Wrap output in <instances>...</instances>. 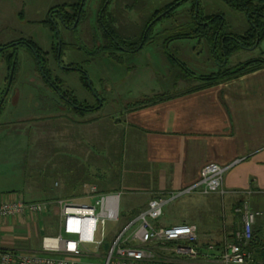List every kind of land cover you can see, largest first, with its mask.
<instances>
[{"label": "rangeland", "instance_id": "374dc122", "mask_svg": "<svg viewBox=\"0 0 264 264\" xmlns=\"http://www.w3.org/2000/svg\"><path fill=\"white\" fill-rule=\"evenodd\" d=\"M74 1L76 0H0V47L2 44L6 45L10 42L16 44L0 52V96L3 90L9 86L7 81L8 63L4 57L15 47L18 59L17 71L11 85V94L5 101L4 112L0 113V133L2 134L0 135V188L5 189L3 190L5 193L0 194L10 198L14 195L12 192L14 189L15 193L21 191L27 198L51 202L48 210L50 225L44 220L39 222L38 236L33 238L35 246L40 244L43 235L57 234L58 232L59 206L56 199L64 197L74 201L86 200L85 198H74L70 196L69 192L78 189L81 181H88V174L94 178L98 170L102 171L103 177L106 174L105 178L109 181H107L108 183L102 182L106 189L116 187L121 178L132 175V168L126 166L123 160L124 155L122 156L124 123L118 121V117H122L121 112H124L129 104L160 94L168 95L183 91L199 83V80L195 78L186 81L179 80L175 83L178 70L170 67L167 58L161 51V44H156L146 47L137 56L136 61L139 66L135 77L133 75L128 84L120 85L118 81L111 79L107 74L108 70H106V74L102 73L110 78H106L104 82L107 89L110 90L109 94H105L100 82L104 76L100 73L99 66L104 67V63L98 62L95 67L97 70L93 69L90 74L91 85L94 87V90H91L90 87L84 85L78 71L64 69L66 64L70 63L69 55L64 54L59 61L56 59L52 45L57 44V39L53 35V30L42 24L48 17L52 19L50 16L52 8ZM169 1L171 0H137V5L133 10H128L126 16L129 19L138 20L141 8L143 10L141 12L147 15ZM125 2L126 0H123L121 4L124 6ZM98 3L99 0H92L91 4H95V6H91L90 9H96ZM201 3L209 13H223L228 28L231 30L239 31L247 25L245 15L232 9L222 0H201ZM186 6H189V3L179 10L181 11ZM55 10L57 11V9ZM92 12L94 13L96 10ZM183 13L184 11L176 19L161 21L155 31L159 32L165 28L183 24L185 21L182 17ZM96 18L93 14V29L100 34ZM85 21H88V16ZM80 31L85 35L83 26L80 27ZM61 32L64 37L65 31L61 29ZM69 32L73 38L72 41L82 44L76 32ZM21 37L32 38L39 43L41 55L49 57L53 75L64 78L63 83H58L63 90L72 91L80 102L88 98V103L96 104L97 100H100L103 107L97 112H89L85 115L67 108L41 77L34 64L31 51L25 44L18 43ZM180 44L184 45V43H171V52L185 63L195 75H207L217 70V64L213 61L210 47L205 40L194 46L195 43H187L184 47ZM193 47L195 48L193 49ZM157 57L161 59L159 65ZM256 57H264V40L259 46L243 48L234 53L229 58V65ZM107 69L110 67L108 66ZM115 71L118 75L119 68ZM95 92L100 96L96 98ZM10 134H14V137L7 138V135ZM23 155L24 163L18 164L15 158L18 156L23 160ZM96 178L103 181L100 175H96ZM137 192L131 189V191L122 194L121 217L118 221L107 222L108 237H115L122 232L131 222L127 223L128 216L133 212L140 211V205L148 194ZM188 196L190 195L186 193L180 198H173L172 201H169L164 207L163 216L154 222L160 226L187 221L184 220V217L190 218L192 210L181 201ZM253 205L251 204L252 209L260 211L256 223L257 225L262 224L257 232L253 251L257 258L264 260V245L262 243L264 241V202L259 204L261 208ZM226 209L229 211L227 203L219 201L218 206L214 205V212L208 215L207 221H220L219 219L224 215L223 212ZM228 230L231 233L230 227ZM229 236L233 237L231 234ZM90 249L95 250L93 246H90ZM105 251L102 248L101 255L90 254L86 255V258L90 264H102L106 261L107 252L105 253ZM95 252L97 251L95 250Z\"/></svg>", "mask_w": 264, "mask_h": 264}, {"label": "crops", "instance_id": "0c3cea01", "mask_svg": "<svg viewBox=\"0 0 264 264\" xmlns=\"http://www.w3.org/2000/svg\"><path fill=\"white\" fill-rule=\"evenodd\" d=\"M199 42L190 39L174 41L184 43L180 44L183 47L187 43H195L194 46ZM157 59L159 65L161 59ZM109 67L108 76L119 80V73L117 75L115 71L118 68L112 64ZM128 77L130 74H126ZM183 91L136 109H128L129 104L121 112L123 118L118 117V121L124 123L122 156L133 173L121 178L116 188L123 193L133 189L148 194L140 205L141 211L153 197L178 194L194 185L201 178L205 164L215 162L227 166L224 194L191 192L181 201L192 210L190 218L184 217L187 220L184 222L196 226L197 247L208 251L209 244L213 243L221 249L232 239L229 235L240 223L241 216L237 207L233 210L234 204L242 200L250 207L256 203L258 205L253 206L261 208L259 204L264 202V67L227 82ZM10 137L14 134L7 135ZM15 159L18 164L24 163V155L23 160L18 156ZM96 175L99 173H95V178L90 175L88 182L81 181L83 184L71 190L70 196L84 199L89 184H102ZM3 190L0 188V193H5ZM12 192L14 197H21V191L15 193L13 189ZM24 199L38 200L26 196ZM219 201L226 202L229 211L224 210L218 222L207 221ZM48 215V211L27 212L1 218L0 249L39 251L44 235L38 246L34 245L33 238L38 236L39 222L44 220L50 225ZM102 248L94 247L95 252L89 247V253L82 257L83 264H90L86 255L99 256ZM104 249L106 253L105 245ZM157 255L170 261H189L186 256L174 252L171 244L157 250Z\"/></svg>", "mask_w": 264, "mask_h": 264}, {"label": "built area", "instance_id": "2783aa9c", "mask_svg": "<svg viewBox=\"0 0 264 264\" xmlns=\"http://www.w3.org/2000/svg\"><path fill=\"white\" fill-rule=\"evenodd\" d=\"M227 166L211 162L203 166L201 178L178 194L153 197L146 208L127 224L126 228L108 242L107 222L121 217L120 190L100 192L96 184L87 186L85 201L68 198L56 200L59 206L58 232L42 238L39 251L17 252L0 249V264H83L82 257L89 247L99 249L109 243L106 261L102 264H264L257 262L249 249L253 227L260 211L243 203L236 208L241 219L238 229L223 248L215 244L203 251L195 244L196 226L187 222L158 226L165 205L173 198L186 193H225L224 174ZM51 202L26 200L22 197H4L0 194V219L24 213H44ZM171 244L174 252L189 261L179 262L160 259L157 250Z\"/></svg>", "mask_w": 264, "mask_h": 264}, {"label": "trees", "instance_id": "16d2710c", "mask_svg": "<svg viewBox=\"0 0 264 264\" xmlns=\"http://www.w3.org/2000/svg\"><path fill=\"white\" fill-rule=\"evenodd\" d=\"M113 0H102L101 10L99 11V20L102 24L103 36L105 41L103 44L96 46L95 55L101 56L106 54L112 60V63H126V57L124 56V52L129 53H140L147 44H161L163 55L167 58L168 63L172 69H177L176 74V82L179 80H189L190 78H195L199 80V83L192 85L187 90L183 91H194L197 89H201L203 87L219 84L222 82H227L238 78L247 73L256 71L262 67H264V57H256L251 58L242 62H239L235 65H229V58L236 52L241 49H247L254 45L259 46L264 40V0H222L225 4H227L232 9L241 12L245 15V19L247 21V25L240 29L239 31L231 30L228 28L226 17L223 13H209L205 10V7L201 3V0H171L165 3L162 7L157 8L150 12L149 14H142L141 24L140 26H132L126 23H121L120 19L123 18L121 10L118 8L114 11L109 10V6ZM120 0H118L119 2ZM127 5L126 9L132 10L134 6H136L137 0H126ZM145 3V1H144ZM186 3H189V6H186L181 11L179 10L182 6L184 7ZM81 4V0H77L75 3L71 4V6L75 7V10H78V7ZM70 5V4H69ZM180 11V12H179ZM184 11V23L165 28L162 31L156 32L157 25L165 20V19H176V17ZM127 12V11H126ZM165 12L161 17L158 16ZM179 12V13H178ZM76 15L71 17H67V22L72 24L75 20ZM43 24L46 27H49L50 30H53L54 37L57 39V34L55 32L54 24L51 23L50 20H45ZM31 44V48H35V50L39 53V45H37L36 41L32 38H24ZM182 39H198L199 41L205 40L209 45L210 55L213 61L217 64V70L212 71V73L207 75L197 76L193 72H191L188 66L179 60L176 56H174L170 49V44L177 40ZM144 40L143 44L140 46L141 41ZM23 43V42H20ZM140 46V47H139ZM55 54L58 53L57 47H54ZM15 59L9 61L8 65L11 62V66H15L17 69L18 61L16 58V54L14 55ZM15 60V61H14ZM43 64V63H42ZM38 66V64H37ZM43 68L45 69L46 76L51 79V71L46 68L43 64ZM170 68V69H171ZM127 69L130 71L132 67L128 66ZM16 74V73H15ZM44 81L49 85V80L43 76ZM85 85H87V81L83 78ZM61 80L58 82L54 81V84L57 86V90L55 94L59 97V99H63L67 101L65 97H68L71 101L67 103L74 109L79 112L81 115H85L87 113L97 112L102 106L98 107L96 104L90 106L89 108H81L83 106L79 103L76 96H72L67 91H63L59 84ZM61 91V95L59 92ZM180 92V91H179ZM174 95H177V92L171 94H160L156 97H149L145 99H140L133 104H130L128 109H136L139 107H144L150 105L154 102H158L164 99H168ZM79 105V106H76ZM4 106L1 107L0 113L4 112ZM26 158V157H25ZM102 171H99V175L103 178L101 183H108L105 177H103ZM89 180L90 174H88ZM88 180V181H89ZM85 181V180H84ZM86 181V182H88ZM92 181V180H91ZM80 183L79 185H82ZM78 185V186H79ZM90 185V184H89ZM98 186V185H97ZM98 190L100 192L105 191H115L116 187L112 189L104 188L103 184L98 186ZM22 198H25L24 193L21 194ZM58 198V197H57ZM61 198V197H59ZM58 198V199H59ZM55 199V198H54ZM56 199V200H58ZM242 203V200H239L234 204L233 210L235 207H238L239 204ZM243 204V203H242ZM241 204V205H242ZM239 205V206H241ZM140 212V211H139ZM139 212H133L128 216V222L132 221ZM235 212V211H234ZM237 214V213H236ZM238 215V214H237ZM241 219V218H240ZM240 224V223H239ZM262 224H258L255 222L253 227V235L252 239L249 243V249L253 251L254 245L256 244L257 232ZM233 231L232 236L234 235ZM114 237H108L107 241L112 242ZM264 245V241L262 242ZM104 248V246H103ZM264 249V247H263ZM254 253V251H253ZM254 258L257 262H264V260H260L255 256Z\"/></svg>", "mask_w": 264, "mask_h": 264}, {"label": "flooded vegetation", "instance_id": "af4514ba", "mask_svg": "<svg viewBox=\"0 0 264 264\" xmlns=\"http://www.w3.org/2000/svg\"><path fill=\"white\" fill-rule=\"evenodd\" d=\"M76 1L71 2V3L62 4L60 6L52 8L50 10V13H51L50 16L52 19H50L48 17L46 20H50L51 23L54 24L53 26L55 27V32L57 34V44L52 45L53 52H54V47H57V50H58L57 54H55V52H54L56 59H58V61H59V59H62V56L64 54L69 55L70 56L69 57L70 63L66 64L67 66H65L64 69L78 71L80 73L81 80L83 81V78H84L87 81L86 86L90 87L91 90L92 89L94 90V87L91 85L92 81H90L91 71L93 69H95V67L97 66V63L101 61L104 63V67L99 66V70H100L101 74L102 73L105 74L104 72L107 70V67L112 63V60L106 54H103L101 56L95 55L96 46L103 44L105 41V38H104L103 32H102L103 31L102 24H101L100 20L98 19L99 18L98 17L99 11L101 10L102 0H99L98 5H96L97 8L94 7L96 9H93V8L90 9L91 6H95V4H91L92 0H81V4L78 7L77 11L75 10L74 6H71V4L75 3ZM108 1L109 0H107V2ZM121 1H123V0H120L119 2H118V0H113L109 6V10L114 11L119 6V8L121 10H123V13H122L123 18L120 19L121 23L123 22V23H126L128 25L137 26V27L140 26V24H141L140 17L143 14L142 8L140 9L141 15H140L138 20L129 19L126 16V13L128 12V9H126L127 2H125L124 6H123L121 4ZM136 5H137V3H136ZM86 6H88V7L85 10ZM55 9H57V11ZM95 10H96V12L93 13L92 11H95ZM87 12H89V13H87ZM164 13L165 12L161 13L158 16V18L161 17ZM93 14H95V17H97L95 19V21H97V23L99 25L100 34L96 33L93 29V24H92V22L94 20V19H92ZM55 15H56V18H55ZM73 15H76V18L72 24H69L67 22L68 20L66 18L71 17ZM87 16H88L89 23H86L88 21H85V18ZM81 26L84 27V34L85 35H83L80 31ZM47 28H49V27H47ZM61 29H63L65 31L64 37L62 35ZM69 31L76 32L78 39L81 41L82 44H77V42L72 41L73 38L71 37V34ZM20 42H23V43H20ZM143 42H144V40L141 41L140 46L143 44ZM18 43L25 44V46L31 51V53L33 54L34 61H35L34 64L38 68L41 77L43 75L46 77L47 80H49L52 87L50 86L48 88H50V90L55 94L54 90H57V86L54 84V81L58 82L60 79L61 83H63L64 78H62L61 76H58L56 74H55L56 76L53 75L54 73H53V70L51 68V62L49 60L48 55L42 56L41 54H39L35 50V48L32 49L31 44L27 40H25L24 37L19 38ZM36 43H37V45H39V43L37 41H36ZM156 44H158V43H155V44L149 43L145 46V48L149 47V46H155ZM14 45H16V44H11V42L7 43L6 45L2 44V46L0 47L1 48L0 52L5 51L9 47H13ZM83 48H85V49H83ZM155 50H157V47H155ZM16 52L17 51L15 50V47H14L12 52H10L6 57H4V59L7 60V63H9V61H12V59H15L14 55L16 54ZM124 54H125L124 56L127 58L125 64H121V63L112 64L116 68H119V70L122 69L121 71H119L120 78H119V80H117L120 85L121 84H128L129 82H131L132 77H133V75L135 76V73H136L138 66H139L138 62L136 61V58H137V56H139L140 53H136V54L134 53L133 54V53H129V52H124ZM129 56H131V57L129 58ZM16 58H17V55H16ZM97 58H98V60H97ZM17 61H18V59H17ZM42 63L44 64V66L46 68H48L51 71V73H52L51 79H49L46 76L45 69L43 68ZM37 64H38V66H37ZM128 66L132 67V70L129 71L127 69ZM168 66H169V64H168ZM14 67L15 66H11V62H10V64L8 65L9 72H8V78H7L9 86L7 87V89L3 90V92L1 93L0 109L2 106H4V109H5V101L7 100L8 96L11 94L12 81L14 80L15 73L17 71ZM103 74H102V76H104V77H102L100 79V82L102 84V86H101L102 89L105 91V94H107L110 90L107 89V85H106V83H104L106 76ZM126 74H130V77H128V79L126 78ZM83 83H84V81H83ZM84 85H85V83H84ZM61 89H62V87H61ZM63 91H67L72 96H75V94L70 90L64 89ZM58 92L61 94V91L58 90ZM119 94H121V93H119ZM55 95L57 96V94H55ZM95 95H96L95 96L96 98H97V96H100L99 93H97V92H95ZM57 98H59V97L57 96ZM64 98L68 102L71 101L68 97L64 96ZM61 100L62 101H60V102H62L67 108L72 109V107L67 103V101H65L63 99H61ZM84 100L85 101H83V102H80V100H78L79 103H81L83 105V106H81V108H83V109L87 108V107L89 108L90 106L94 105V104L88 103V98L84 99ZM102 100H103V98H102ZM100 102H101L100 100H97L96 106H98V107L102 106L103 107V103H100ZM76 106H79V105H76ZM46 108H47V105L45 106V109Z\"/></svg>", "mask_w": 264, "mask_h": 264}, {"label": "water", "instance_id": "95a60500", "mask_svg": "<svg viewBox=\"0 0 264 264\" xmlns=\"http://www.w3.org/2000/svg\"><path fill=\"white\" fill-rule=\"evenodd\" d=\"M254 46H256V45H254ZM1 49V48H0ZM105 248L106 249H109V243H105Z\"/></svg>", "mask_w": 264, "mask_h": 264}]
</instances>
